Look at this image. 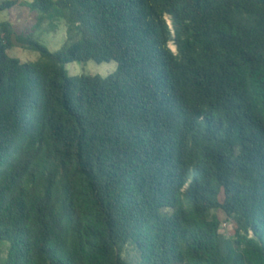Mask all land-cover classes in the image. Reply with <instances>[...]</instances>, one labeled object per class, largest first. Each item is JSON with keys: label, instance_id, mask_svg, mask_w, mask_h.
<instances>
[{"label": "trees", "instance_id": "trees-1", "mask_svg": "<svg viewBox=\"0 0 264 264\" xmlns=\"http://www.w3.org/2000/svg\"><path fill=\"white\" fill-rule=\"evenodd\" d=\"M27 5L68 37L0 22V264H264V0Z\"/></svg>", "mask_w": 264, "mask_h": 264}, {"label": "rangeland", "instance_id": "rangeland-1", "mask_svg": "<svg viewBox=\"0 0 264 264\" xmlns=\"http://www.w3.org/2000/svg\"><path fill=\"white\" fill-rule=\"evenodd\" d=\"M4 1H16V5L0 12V22H9L13 30L14 45L9 48V54L12 57L19 58L22 62L37 61L41 58V53L35 50H29L18 43L20 35H33L38 41L45 45L50 51L60 50L67 41V26L65 22L60 21L53 23L45 21L38 24L39 12L28 7L27 2L30 0H0V5ZM172 49L177 52L175 44H171ZM71 76L76 75H100L108 77L118 69L116 61L97 63L93 60L87 62H74L67 65ZM188 187V186H187ZM217 214L222 222L221 232L224 236L231 238L234 234L236 224L227 218L222 211H212ZM0 255H5V247H1ZM124 258L136 263L138 261V252L133 244L125 247Z\"/></svg>", "mask_w": 264, "mask_h": 264}]
</instances>
